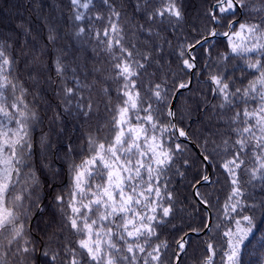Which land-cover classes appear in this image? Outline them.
<instances>
[{
	"label": "snow or ice",
	"instance_id": "obj_1",
	"mask_svg": "<svg viewBox=\"0 0 264 264\" xmlns=\"http://www.w3.org/2000/svg\"><path fill=\"white\" fill-rule=\"evenodd\" d=\"M68 8L74 35L87 29L111 68L91 84L72 68L70 87L63 50H56L60 103L71 112L75 100V114L88 118L93 100L84 102L82 89L99 86L112 136L87 135L89 155L70 163L69 186L54 196L59 232L68 235L37 242L30 227L31 209L40 208L32 132L40 117L26 97L39 93L24 86L20 55L0 39V264H184L190 237L203 232H219L223 242L205 239L200 264H242V248L264 217V0H206L191 23L183 0H68ZM56 39L50 26L48 40ZM37 63L33 54L25 67ZM207 110L214 123L192 158L177 142L192 139L180 122ZM217 168L229 190L214 205L201 188L221 184ZM177 177L190 185L192 209H206L200 226L175 222L185 211ZM169 228L176 230L171 242L163 238Z\"/></svg>",
	"mask_w": 264,
	"mask_h": 264
},
{
	"label": "trees",
	"instance_id": "obj_2",
	"mask_svg": "<svg viewBox=\"0 0 264 264\" xmlns=\"http://www.w3.org/2000/svg\"><path fill=\"white\" fill-rule=\"evenodd\" d=\"M95 2L99 5L101 0H95ZM116 3L119 4L120 0H116ZM183 3L188 21L191 23L196 19L197 13L203 11L206 0H183ZM98 10L104 13L107 11L105 8ZM128 11H132L131 5L128 6ZM69 15L68 0H0V39H6L13 45V54L20 55L17 74L24 81V86L29 89L30 93H39L38 97L35 95L26 97L30 105L35 103L40 117V122L32 132V163L40 184L38 192L40 208L31 209L30 227L32 236L37 242L46 240L53 233L68 235L67 230L63 233L59 232L62 217L54 196L62 193L69 186L70 163L73 160L79 163L83 157L89 155L86 151L87 135L92 133L101 140L105 137L111 139L112 136L109 122L111 114L105 108V98L98 92L99 86L94 87L91 92L87 88L82 89L84 102H87L89 97L93 100L94 110L88 118L75 114L77 112L75 100L71 112H64L63 105L60 103L63 93L60 78L56 75L54 60L61 53L56 50H63V60L68 66L66 78L70 87L74 86L71 79L72 68L76 69V75L86 84H91L94 80H102V76L107 74L111 68L106 54L97 46V41L90 38L87 29L85 35L81 37L74 35L75 25L69 20ZM50 26L56 29L57 39L54 44L48 40ZM96 26L102 28L104 22L98 21ZM169 37L172 38L171 34ZM218 50L224 51V45L222 44ZM33 54L40 55L41 63L25 67V62L30 61ZM173 66L175 67V63ZM96 67H100L103 71L94 72L93 69ZM30 75H35L36 80H29ZM37 81H39L38 84ZM195 87L202 88L205 92L208 91V86L203 84ZM187 95L188 93L185 92V96ZM112 96V103L115 105L117 102L115 92H112ZM208 99L213 98L209 95ZM177 107L179 108L180 105ZM57 113H59V118H57ZM213 123L211 111L207 110L192 113L190 117L180 122V126L189 132L192 140L202 151L201 140L211 130ZM45 134L47 142L42 145L41 139ZM177 142L188 147L192 158L199 156L190 144L181 140ZM69 145L72 146L71 153H69ZM45 165L48 166L45 167ZM215 171L221 174V184L211 190L206 185L201 188L202 192H211V202L214 205L216 197H219L220 203H223L229 190L221 170L217 168ZM192 175V172L188 173L189 180ZM174 182L179 199L182 201L181 207L185 209L175 222L185 229L189 224L200 226L204 219L205 208L201 207L199 212L194 211L190 185L179 177L175 178ZM212 211L214 212L215 209ZM36 212L38 214L35 216ZM175 235L176 230L171 228L163 232V238L170 242ZM205 239H214L216 245L223 242L219 232L214 236L208 232L199 236L192 235L189 251L183 258L184 264H200L201 257L206 254ZM241 255L242 264H264V217H257V229L245 242ZM218 258L219 251L217 252Z\"/></svg>",
	"mask_w": 264,
	"mask_h": 264
},
{
	"label": "water",
	"instance_id": "obj_3",
	"mask_svg": "<svg viewBox=\"0 0 264 264\" xmlns=\"http://www.w3.org/2000/svg\"><path fill=\"white\" fill-rule=\"evenodd\" d=\"M178 140H181V141H183V142H186V143H188V144H190L192 147H193V149L200 155V152H201V149L199 148V146H197L196 144H195V142L191 139L190 141H188V140H185L183 137H179L178 138ZM206 210V209H205ZM38 214V212H36L35 213V216ZM204 233H206V232H203V233H201L200 235H203ZM195 235V234H194ZM196 236H199V235H196Z\"/></svg>",
	"mask_w": 264,
	"mask_h": 264
}]
</instances>
